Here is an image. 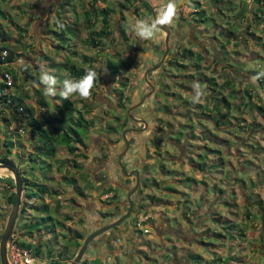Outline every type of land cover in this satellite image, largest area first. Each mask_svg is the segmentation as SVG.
I'll return each instance as SVG.
<instances>
[{
	"label": "rangeland",
	"instance_id": "obj_1",
	"mask_svg": "<svg viewBox=\"0 0 264 264\" xmlns=\"http://www.w3.org/2000/svg\"><path fill=\"white\" fill-rule=\"evenodd\" d=\"M167 2L168 0H135L133 2L131 0H0V10L5 13V16L0 15V48L6 47L7 50H12L15 54L21 53L20 59H24L28 63L27 70L31 75L21 88H12L14 96L20 100L17 99V105H22L24 109L20 121L17 122L12 115L0 118V157L8 154V159H12V163L18 167L21 177H26L38 184H45L50 191L59 192L57 195L44 194L41 200L34 202L36 205L45 203L49 208L45 210L46 212L29 208L28 213L21 219L24 228L29 230L32 216L39 217L46 215L47 212L53 216L51 223L57 220L63 221V225H59L57 222L54 232H52L53 227L49 223L42 224L39 228L30 229L34 232L33 239H36L38 230H42L41 251L35 255V264L48 262L49 249H53L52 257L57 258L58 250L62 249L65 244L64 240L68 242L63 238L64 233L69 234V231L74 234L77 231L83 236L82 239H78L82 242L84 237L95 230L97 226L106 225L125 212L127 207L126 190L131 187L132 179L121 174L117 157L123 147L120 141L122 129L129 125L132 126V121H127L123 126L120 124L124 120L127 108L137 102L146 91H149L144 73L149 67L156 64L165 52L164 30L160 29L152 39L142 40L135 35L131 25L134 23L133 17L149 22L153 21L150 7L155 9L157 16L161 10L157 5L164 6ZM241 5L243 7L244 3H240V0H191V3L185 0L184 3L178 4L177 17L168 26L170 35L167 56L160 68L155 71L156 74L152 71L147 76L148 80L153 83L154 89L147 98L146 104L140 107L135 115L132 114L145 119L146 128L141 135L133 132L126 133L127 139H131L129 153L122 158L126 170L131 167L136 168L135 164H140V176L144 183L150 184L152 181H156L161 184L163 188L160 191L153 187L154 191H152L165 201L166 199L172 201L177 197L182 200L194 198L193 201L186 204L185 202L171 204L174 203L173 201L168 204L158 202L160 205L147 206L146 211L138 212L139 204L146 202L144 194L151 191L149 186L144 188L139 199L136 201L133 199L134 204L130 217L123 221L121 226L119 225V227L124 226L125 231L121 228L110 229V245L107 246L105 241L97 242V245L90 247L88 245L79 264H187L184 262V257L180 256L183 255L184 249H190L189 251L193 254L200 253L205 256L204 261H201L202 264H227L221 260L228 254L242 258L243 264H264V237L260 235L264 232V219L261 220L253 204L247 206L251 212L249 218L241 204V197H247V191H250L246 186H251L253 182L254 194L250 193L249 195L257 198L258 202L264 205V199H260L255 194L260 192L264 196V122L254 128L256 124L251 120L250 111H246L247 106L244 105L241 111L236 108L240 102L248 103L251 98L264 106L263 84L257 81L259 77L264 78V32H260L264 21L262 20L256 29L253 25L251 26L248 31H252V35L247 34V30H243L241 33L243 38L237 36V39H231L228 30L239 33L242 29L239 19L236 18ZM105 7L110 9L108 17L112 32L108 38L101 39L105 42L104 44L91 47L89 37L94 35V31L100 30L102 25L101 9ZM193 7L205 10L207 20L198 22V16L193 14ZM248 7H252V11L249 12V17H252L255 4L249 1ZM89 9L93 13L90 19L94 22L89 25V28H86V11ZM75 21L80 29L72 34L69 32L68 26ZM190 24L192 29L188 28ZM20 27L27 32L19 31ZM20 33L25 37H20ZM258 35H261V38H258ZM227 37L230 40L226 45ZM19 38L21 42H16V39ZM244 38L247 39L244 40ZM211 41L215 42L220 50H223L220 48L221 44L225 43V46L232 51L228 53L229 50L224 48L223 52H220V56L229 59L230 64L241 67L232 69L226 65H224L225 67L218 65L216 71L212 68L209 72L207 67L202 68L203 72L207 71L209 75L215 71L218 83L227 78L233 79L234 95L229 94L227 89H223V93L230 100L231 107L219 109L223 116H217L222 120L216 124L215 137L214 134L212 136L213 125L206 120H201L204 123L205 133H210L206 137L208 146L204 148L207 154L205 161L209 164L208 166L213 164V170L222 172L225 180H218L217 186H214L216 189H214L206 175H197L192 167H187L185 164L180 165L178 168L180 172L174 174L176 179H184L185 175L196 179L204 178L209 183L205 194V191L200 187H197L199 189L195 191L192 181L166 180L169 177L163 176L154 166L158 161L154 147L146 141L147 137H150L155 131L161 133L162 129L163 133H166V131L178 129V124L187 122L182 116L188 107V104L185 106L182 102L187 98L185 96L187 93L183 91L186 88L180 84L183 82V76H180L183 69L177 64L185 62L189 65L190 60L183 59L177 53L187 47L204 57L206 56L204 63L209 67L216 66L212 62L213 60L211 61L213 57ZM59 43L63 45L61 48L57 46ZM201 49L208 50L203 53L200 52ZM171 57L172 63L169 62ZM110 58L125 60L129 69H121V72L116 75L111 74L106 65V60ZM56 63H61L62 66H56ZM72 63L78 66L82 65L86 69H95L98 72L90 97L82 99L78 95H73L69 100H63L59 95L55 98L45 96L43 85H40L38 81L40 67L46 66L52 72L57 73L58 80L62 82L66 76L72 78L69 74V67ZM51 64L53 65L51 66ZM14 68L17 69L18 66L15 65ZM104 68L107 69L106 72L103 71ZM193 74L200 76L198 72ZM239 77L243 79L240 80ZM245 79L246 81H244ZM120 80L126 83L125 87L120 85ZM248 83L251 84V87L248 86ZM59 86L58 84L57 87L59 88ZM36 87L42 89L41 96L49 106L42 107L37 103L39 94L35 92ZM163 89L167 91L165 93L168 95L167 98L161 93ZM245 89H248L251 95L246 93ZM120 91H123L122 97L119 95ZM172 93L181 96L182 101L176 99ZM205 94H214V92L209 91ZM65 101H70V110L67 109ZM119 102L122 103V106ZM164 104L169 106L165 107ZM29 109L34 110V116L39 121H43L45 115H63L65 118L70 115L74 118L81 114L86 120L84 126H77L70 119L63 124V127H67V124L73 126L81 134L83 142L77 143L72 140V144L77 147L74 153H69L63 145L57 146L53 157L46 158L47 166L41 162H31L28 156L32 154L31 151L35 152L36 138L33 139L30 136L26 125L30 116ZM196 110L200 113L198 115L204 111L200 106L196 107ZM131 113H134V109ZM256 114L259 117L260 112L258 111ZM239 117H246L247 121L244 122ZM200 119H202L201 116L196 117L192 122ZM166 122L171 126L166 125ZM57 125L55 124V126ZM139 125H143V123L133 122V126ZM111 126L116 127L117 131L113 132L107 128ZM45 127L51 128L48 124H45ZM201 129L202 127L195 123L194 131L197 135L201 134ZM6 141L12 143L9 153L4 145ZM193 141L201 143L198 138H194ZM141 143H144L143 148L140 147ZM159 146L162 147V150L167 147L174 151L170 144H164L163 141ZM218 149L221 156H218L220 155L217 152ZM82 153H85L86 156H82ZM32 155L35 157L34 154ZM219 157L226 162L225 165H222ZM75 164L77 167L73 166ZM72 178L76 179L77 187L70 182ZM102 180H108L110 184L115 183L114 189L104 193L101 185ZM225 181L230 182L231 185L232 183L239 184V186H227ZM117 182L121 184V187L116 184ZM12 185H14L12 174L4 168L0 171V237L12 206L7 201V195L12 191L15 192V187L12 188ZM167 185L174 186L178 191L185 190L187 193L176 192L177 197H174L169 190L164 188ZM23 187H25L24 184ZM217 187L235 190L236 195L233 194L231 197V194L228 193L230 197L227 198L228 202L232 204L238 203L234 205L237 210L235 221L239 229L236 228V232L233 233L235 238L228 230L219 225L218 221L211 217L201 216L204 214L203 209L208 208L207 206H210L209 209L212 211L219 212L221 216L229 215V206L226 204L225 198L221 197L220 202L214 200L219 190ZM113 191L118 196L109 200ZM196 192H200L201 197ZM142 196L143 198L140 199ZM57 202L60 203L58 213L53 210ZM157 210H160V214L156 213ZM185 211L191 217L190 220L184 218ZM146 216L149 218L145 219ZM18 221L17 219L16 222ZM17 224L15 223L16 227ZM247 225L255 232L253 235L249 234L253 238L247 235L251 229L246 231L243 229V227L247 228ZM145 228L148 229L147 232H144ZM177 229H180V233H187L189 230V233L195 236L196 243H187V241L183 242L176 238L175 235L178 233L175 230ZM240 229L245 231L243 236L239 234ZM20 237L18 234L17 238ZM21 238L33 242L32 239ZM184 239H189V237ZM12 240L13 235L8 244L9 251V246L15 243ZM68 244L69 252L64 258L72 257V252H78L82 245L80 243L76 249L74 242L69 241ZM33 245L35 244L33 243ZM206 247H209L208 250L205 249ZM212 250L218 252L217 259L212 254ZM219 256L221 260L218 259ZM188 259L190 260L188 264H198L200 261L196 256L188 257Z\"/></svg>",
	"mask_w": 264,
	"mask_h": 264
},
{
	"label": "trees",
	"instance_id": "obj_2",
	"mask_svg": "<svg viewBox=\"0 0 264 264\" xmlns=\"http://www.w3.org/2000/svg\"><path fill=\"white\" fill-rule=\"evenodd\" d=\"M131 1L133 2L135 0H131ZM215 1H217V0H215ZM249 1L255 4V8H253L254 10H253V16L252 17H249V12L252 11V7H248ZM240 3H244V5H243V7H242V5H241V7H239L240 10L238 13V17L236 16V18L239 19L240 28H242V29L239 33H237V31L228 30V35L231 39H237V36L242 37L241 33L243 30H245V31L247 30L246 31L247 34L252 35L253 32L248 31L249 29H251V26L253 25L254 28L256 29L257 25L260 24V22L262 20L264 21V0H240ZM193 9H194L193 14L196 17L198 16V19H197L198 22H202V21L207 20L205 10H200L197 7H193ZM247 10H249V11H247ZM109 11H110V9L106 8V7L101 9L102 25H101V28L99 31H94L93 32L94 35L93 36L91 35L89 37V44L91 47L101 46L102 44L105 43L101 39L108 38V36L111 34L112 30L110 28L111 25H110V21H109V17H108ZM0 15L5 16V13L2 10H0ZM86 15H87L86 16L87 22L85 23V27L89 28V25H91L94 22V21H91V19H90V17L93 15V13L89 9L86 11ZM254 23H256V24H254ZM262 26H263L262 29H260L261 33L264 32V24ZM108 28H110V29H108ZM79 29H80V27L76 21L73 22L72 25L68 26V30L72 34H75L76 32H78ZM19 31L27 32L25 29H22L21 27L19 28ZM19 35L22 38L25 37L24 34L20 33ZM229 37H227V39H226L227 40L226 45L230 40ZM258 38H261V35H258ZM246 39L247 38H244V40H246ZM16 42H21V39L20 38L16 39ZM60 42H62V41H60ZM235 43L237 44V42H235ZM57 46L61 48L63 45H61L59 43ZM211 46H212L211 48L213 50V57H212L211 61L213 60L212 62L216 66L209 67V65H206L204 63L206 56L204 57L200 53H196L190 48H187V47L183 48L182 52L177 53V54H180V56L183 59L188 58L190 60L189 65H187V63H185V62H181V63L178 62V64H177L183 69L182 74L180 76L181 77L183 76L182 80L184 83L182 82L180 84H182V86H184L186 88V90H183L184 93H187V94H185V96H187L186 100L182 101L181 96L177 95L176 93H172L176 97V99H179V101L184 102L183 104H185V106H186V104H188V107H186V109H185L186 111L184 113H182V116L185 117L187 122L178 124V127H179V128L177 127L178 129H174L173 131L172 130L166 131V133H163L164 131H162V129L160 130L161 133H159V131L158 132L155 131L154 133H152L150 135V137H147L148 139L146 141V143H149L150 146L154 147L155 156L158 160L154 164V166H156L158 168V170L160 171V173L163 176L165 175V176L169 177V179H166V180L171 181L174 179L178 182L192 181V184H194L193 187H194L195 191H197L199 189L197 187H200L203 191H205V194L207 193L206 188H207L209 183H207V180H205L204 178L196 179L195 177H191L190 175H185V177H184L185 180L184 179H178V178L176 179V177H174L175 176L174 174H175V172H180L178 170V168H180V165L185 164L187 167H192L194 173H197V175H199V174L206 175L207 179H210V182H211L213 187L217 186L218 180H220V181L225 180L222 172H219V170H216V171L213 170V168H214L213 164L208 166L209 164H207V161H205V159L207 158V154H206L204 148H206V146H208V143H206V137L210 133L209 132L205 133V130L203 129L204 123L201 120H206L207 122H210L213 125L214 132L212 133V136L214 134V137H215L216 124H218L219 120H222L221 117H217V116L218 115L223 116L219 109L221 107H224V108H230L231 107L230 100L223 93V89L224 88L227 89V91H229V94H232V95H234L233 93H235V91H234L235 89L232 87V82H233L232 78L224 79L221 83H218V80H217L214 72L216 71V68L218 65H221L222 67H225L224 65H226L228 68H232V69L241 68V67L234 66V65L230 64L231 62L229 61V59L225 58L224 56L223 57L220 56V52H223L224 48H227L225 46V43H224V45L221 44V46H220V48L223 50H220L219 46L213 41H211ZM4 49L7 50L6 47L0 48V55ZM229 49L230 48H227V50H229ZM207 50L208 49H205V50L201 49L200 52L206 53ZM231 51L229 50L228 53ZM7 52H8V55L5 57V60L7 62H10V63L13 60H15V58H14L15 56H21V53L15 54L12 50H7ZM174 58H176V57H174ZM46 59L49 60L47 57H46ZM84 60L87 61V59H84ZM171 60H172V57L169 60L170 63H172ZM23 61H24V59H23ZM0 62H4V61H2V59L0 58ZM24 62L25 63H24L23 68L18 66L17 69H13V67L10 65H7L4 67L5 69H8L11 71L13 78L15 80V83L18 82L17 84H15L16 88H21V86L24 84V82L31 76L27 70L28 69V65H27L28 63L26 61H24ZM52 65L53 64H51V66ZM106 65H107V68L109 69L110 73L115 74V75L119 74L121 72L120 71L121 69H129L126 61L121 60L119 58L107 59ZM56 66L60 67V66H62V64L56 63ZM35 67L37 68L36 65H35ZM59 67H57V69H59ZM205 67L208 68L207 69L208 72L212 68L215 71L211 72L212 74L209 75L207 73V71H206V73L203 72L202 68H205ZM86 70H88V69H86L82 65L78 66L75 63H72L69 67V74L72 77L71 79L82 78L84 76ZM194 72H198L200 74V76L199 77L194 76V74H193ZM153 73L156 74L155 71ZM54 74L57 76V73H54ZM178 76H176V77H178ZM239 79L242 80L243 78L239 77ZM244 81H246V79ZM257 81H259L261 84H263L262 88L264 89V78L259 77V78H257ZM119 82H120V85L122 87L126 86V83L123 80H120ZM195 82H199L204 87L205 92L213 91L214 94H205L201 97V102L194 103L193 97L195 95V91L193 88V84ZM248 84H249L248 86L251 87V84L250 83H248ZM120 90H122V89H120ZM245 90H246V93L251 95V93L249 92L248 89H245ZM35 92L37 94H39L38 98L36 100L37 103L42 107L49 106L48 102L41 96L42 89L39 87H36ZM166 92L167 91H165L164 89L161 92L165 96V98H167V96H168V95H165ZM122 94H123V91L122 92L120 91L119 95L121 97L123 96ZM15 98H16V100L17 99L19 100L18 97H15ZM64 103H65L67 109L70 110L71 109V107L69 106L71 104L70 101H65ZM119 104H121L120 106H122V103L119 102ZM183 104H182V106H183ZM194 104L196 105V107L200 106L204 110L201 113V115H198L200 113H198ZM244 105H246L248 108V109H246V111L247 112L250 111V113L252 114L251 120L253 121L254 124H256V126H254V128L260 126L261 125L260 123L264 122V106L257 103L256 100L253 101V99L251 98L248 103L240 102L236 108L241 111L242 107ZM164 106L167 107L169 105L164 104ZM139 108L134 109V113H131V114L135 115L136 112L139 110ZM258 111L260 112L259 117L256 114ZM29 114H30V116L27 119L26 125H27L28 131L30 133V136L33 139L36 138L35 139L36 143L34 145L35 152L34 151L30 152V153L34 154L35 157H33L32 154H30L28 156V158H29V160H31V162H35V163L41 162V164H46V158L53 157V155L56 152L57 146L63 145L67 148L69 153H74L77 150V147L72 144V140H75L77 143L83 142L82 138L80 137L81 134L78 131H76L73 126L67 124V127H63V124H65L66 121L68 122V120H70V119L77 126H84V124L86 123V120L83 118V116L81 114L74 117V118L71 117L70 115L67 118H65L63 115H61V116L45 115L43 121H39L34 116V110L29 109ZM199 116H201L202 119H200L198 121L196 120L195 122H192V120H194V118L199 117ZM241 118H242V121H244V122L247 121L246 117H241ZM127 121H129V118H128L127 114L125 113L124 120L121 121L120 125H122V126L125 125ZM195 123H198L199 126L202 127V129L200 130V133H201L200 135H197L194 131L195 130ZM45 124L50 125L51 128L45 127ZM55 124H58V125L55 126ZM131 125L133 126V121H132ZM166 125L171 126L170 123H168V122H166ZM107 128L111 129L113 132L117 131L116 127L111 126L110 128L109 127H107ZM194 138L200 139L201 143H194V141H193ZM128 140H129V143L131 144V139H128ZM120 141L123 144L122 137H121ZM162 141L164 142V144L165 143L170 144V146L174 148V151H172L170 148H167V147L164 150H162L161 149L162 147L159 146L162 143ZM8 142L6 141V143L4 145L6 146V148H7L6 150L9 153L10 152L9 148L12 145V143H11V141L9 143ZM143 144L141 143V145H140L141 148H143ZM218 147H220V145H218ZM217 152L220 154L219 149ZM128 153H129V151L126 154H128ZM81 155L86 156L85 153H82ZM218 156H221V154ZM150 158H152V157H150ZM218 159H221V158L219 157ZM0 161H6V162L12 163V159H8V154L2 155L0 157ZM221 163H222V165H225L226 162L221 159ZM46 166H47V164H46ZM73 166L77 167V164H75ZM135 166L137 168H139V173H140L141 172L140 164H135ZM140 175H141V173H140ZM235 178H236V176L234 174V179ZM22 179H23V184L25 185V187H23L24 192L22 193V205L20 207L19 214L17 217V219L19 221L16 222V224L18 223L17 227L14 226L16 228L13 232V241L16 243L17 246H19L21 248L30 249L32 251L33 255L35 256V255H38L41 251V240L40 239H42V237H41L42 230L39 229L36 239H33L34 238V232L30 231V229L39 228L40 225H42V224L47 225L49 223L53 227L52 232H54L55 226L57 225V222L59 223V225L60 224L63 225V221L57 220V221H54L53 223H51L50 221L53 220V216L47 212L46 215H42L39 217L32 216V218L30 219V223H29V230H27L24 228V225L22 224L21 219L24 218V215L28 213L27 210L29 208H33L36 211L44 210V212H46L45 210H47L49 208L48 205H46L45 203H43L42 205H36L34 202L36 200H41L43 198L44 194H48V195L49 194H56L57 195V194H59V192L58 191H50V190H48L47 185L38 184V183H35L34 181L32 182L30 179H28L26 177H22ZM141 179H142V183H143V188H147L149 186L151 191L153 190L152 187L155 188V190L157 189L158 191H160V189L163 188L161 186V184H159L156 181H152L150 184H146V183H144L142 177H141ZM236 180H238V179H236ZM70 182H72V184H75L74 186L77 187L75 178L70 179ZM225 182H226L227 186L231 185L230 182H227V181H225ZM263 182H264V180H263ZM114 184H109L108 188L103 189L104 193H108V192L112 191L114 189V187H113ZM233 185L239 186V184H236V183L235 184L232 183L231 186L233 187ZM251 186H249V185L246 186L247 190L249 189L251 192L247 191L248 192L247 197H244V196L241 197V200H242L241 204L245 210L246 216H249V218L251 216V212L249 210V207H247V206H250L251 204L255 205V207H254L255 211L257 213H259L261 220H263L264 219V205L259 203L257 198H255V197L253 198V197H251V195H249L250 193L254 194L253 193V186H254L253 182H252ZM13 187H14V185H12V188ZM189 187H187V188L189 189ZM164 188L166 190H169V192L172 193V195L174 197H177L176 192H180V193L182 192L184 194L187 193L185 190L184 191H178V189H176L172 185H167ZM217 188L219 190L217 191L214 200L217 202H220V200L222 199L221 197L225 198L226 204L229 206V208H228L229 215L227 217L221 216V214L219 212H217L215 210L212 211V209H209L210 206H207L208 208L203 209L204 214H202L201 216H206V218L211 217L214 220L218 221L219 225L223 226L234 237L233 233L236 232L235 229L238 226L237 222L235 221L236 216H237V210L234 208V205L238 204V203L235 202L232 204V203L228 202L227 198L230 197L229 194H231V197L233 196V194L236 195L235 190H233V189L232 190L221 189L219 187H217ZM214 189H216V188L214 187ZM76 190H77V188H76ZM141 191H142V189H140L139 194L136 196L142 195L143 192H141ZM151 191L144 194V199L146 200V202L139 204V208L137 209L138 212H140V210L147 209L146 208L147 206H151V205L152 206H158V205H160L161 202H166L165 204H168L169 202L173 201L174 203H171V204H179L180 202H185V204H186L190 201H193V199H194V198H191L188 200H182V199H179L177 197V199H174L172 201H170L171 199H166V201H165V199L156 195L153 192L154 190L152 192ZM14 193L15 192L12 191L7 195V201L9 204L13 203ZM198 193L196 192V194H198V196L201 197V193L200 192H198ZM255 194H257L260 199H264V196L261 195L260 192H256ZM263 194H264V192H263ZM117 196H118V194L115 191H113V195L111 196V198L109 200H111L112 198H116ZM135 198H137V197H135ZM141 198H143V196L140 197V199ZM137 199H139V197ZM158 202H160V203H158ZM126 204H127V201H126ZM59 208H60V203L57 202V204L55 205V207L53 209L54 212L58 213ZM197 212H198V210L196 211V213ZM156 213L160 214V210H157ZM108 214H110V213L108 212ZM184 214H185L184 218L190 220L191 217L189 215H187L186 211L184 212ZM148 218L149 217H147L146 219H148ZM135 220H137V218H135ZM143 222H145V221H143ZM241 222L244 223V221H241ZM263 227H264V224H263ZM116 228H118V229L121 228V230H123V231H125V229H126L124 226L123 227L117 226ZM170 228H172V227H170ZM190 229H192V228H190ZM243 229L245 231L248 229H251V230H249V233L247 234L248 237H251L250 235H253L255 233L251 227L249 228L248 225H247V228L243 227ZM179 230L180 229L175 230V232L178 233L177 235H175L176 238L182 240L183 242L187 241V243H196L195 236L191 235L189 233L190 232L189 230L187 233H180L181 231H179ZM203 230H205V229H203ZM245 231L240 229L239 234L241 236H243L245 234ZM18 234L21 237H25L29 240L32 239L33 242L32 241H26L25 239H23L21 237L17 238ZM260 235L264 237V232L260 233ZM82 237L83 236L81 233H77V240L73 237L72 234L69 235V234L64 233V235H63V238L67 239L68 242L69 241L74 242V246L76 247V249L80 246V243H82V242H80V240H78V239H82ZM185 237H189V239H184ZM56 238H57V235H56ZM251 238H253V237H251ZM68 242L64 240L65 244H63L62 249L58 250L57 258L52 257L53 256L52 255L53 249L48 250V263L49 264H61L60 259H63L67 255V253L69 252ZM33 243L35 245H33ZM182 248H183V246H182ZM208 248L206 247L205 249L208 250ZM184 250L185 251L183 252V255H180V256L182 258L184 257V259H185L184 262L185 263L187 262V264L190 261L188 259V257H191V258L193 256L198 257L200 260L199 263L197 262L198 264H202L201 261L202 260L204 261V259H205V256H203L200 253L193 254V252L189 251L190 249H188V250L184 249ZM75 252H72V256L75 254ZM217 253H218L217 251L212 250V254L215 255V259H217V257H218ZM201 255H202V257H201ZM218 259L221 260L220 256ZM221 261H223L227 264H234V262H236V264H243L244 263V260L242 258L236 257V256H234V254L233 255L232 254L225 255Z\"/></svg>",
	"mask_w": 264,
	"mask_h": 264
},
{
	"label": "water",
	"instance_id": "obj_3",
	"mask_svg": "<svg viewBox=\"0 0 264 264\" xmlns=\"http://www.w3.org/2000/svg\"><path fill=\"white\" fill-rule=\"evenodd\" d=\"M164 6H160V5L158 6L157 5V7L159 9H161ZM152 17H153V20L156 18L155 9H153V8H152ZM161 28L166 33V35H165V52H164L163 56L161 57V59L156 64H154L153 66L149 67L144 73L145 81L150 86V90L147 91V93H145L138 102H136L135 104H133L127 108V114L129 116V118L134 120V121L143 122L144 126L138 127V128L137 127L125 128L122 131V138H123L125 145H124V148L122 149V151L118 154V158H117L118 164H119L122 172L125 173L126 175H131L133 172L136 173L135 186L133 188H131L127 192V195H126V200L128 202L127 209L125 210V212H123L115 220L111 221L110 223H108L106 225H103V226L96 228L94 231H92L90 234H88L86 237H84L80 249L75 254L74 258L72 259V261L69 264H79L80 259L82 258V256L84 255V253L88 247V244L91 242V240L93 238L102 234L105 231H108L114 227L119 226L123 221H125L130 216V214L132 212L134 201H133L131 196H132V194H134L136 192V190L139 186V178L140 177H139L137 169L127 172L126 167L123 163L122 157L129 147V141L126 137V133L130 132V131L141 132L146 128L145 120L141 119V118L134 117L131 114V111L133 109L139 107L141 104H143L147 100V98L151 95V93L154 89V85L151 83V81L148 80V78H147L148 73L158 70L160 68L161 64L163 63L165 57L167 56V53L169 50L168 39H169L170 30H169V28L164 27V26ZM0 168H6L8 171L11 172L13 182H14V187H15L14 200H13L8 218L6 220V224H5L3 233L0 237V264H10V262L8 260V244L11 240L12 235H13L14 226H15V223H16V220L18 217L20 206L22 204L23 179L21 177V174L19 172L18 167L14 163L6 162V161H0Z\"/></svg>",
	"mask_w": 264,
	"mask_h": 264
},
{
	"label": "clouds",
	"instance_id": "obj_4",
	"mask_svg": "<svg viewBox=\"0 0 264 264\" xmlns=\"http://www.w3.org/2000/svg\"><path fill=\"white\" fill-rule=\"evenodd\" d=\"M184 2L185 0H168L167 4L161 8L159 14L151 22L133 17L134 23L131 25L133 32L142 40L152 39L161 26H170L174 22L177 17L178 4ZM187 2L191 3V0H187ZM24 63L23 59L15 61V64L21 68L24 67ZM103 71L106 72L107 69L104 68ZM97 76L98 72L95 69H88L80 79H71L66 76L60 82L54 72L46 66L42 65L39 69V83L43 85V94L52 98L59 95L63 100H69L73 95H78L82 99H88ZM58 84L60 85L59 88L57 87ZM193 88L195 91L193 102L199 103L201 102V97L204 95V87L199 82H195Z\"/></svg>",
	"mask_w": 264,
	"mask_h": 264
},
{
	"label": "built area",
	"instance_id": "obj_5",
	"mask_svg": "<svg viewBox=\"0 0 264 264\" xmlns=\"http://www.w3.org/2000/svg\"><path fill=\"white\" fill-rule=\"evenodd\" d=\"M8 55L7 50L1 52L0 58L4 62H0V118H4L7 115H12L17 122L20 121L21 116H23V106L17 105V100L12 92V88H16L15 80L10 70L5 69L7 65L15 67V61L21 60L20 56H17L15 60L11 63L5 60V57ZM18 58V59H17ZM15 69V68H14ZM147 216L145 217V219ZM148 229H144V232H147ZM13 242V240H12ZM10 251L8 250V260L10 264H35L36 257L33 255L32 251L27 248H21L15 243L9 246Z\"/></svg>",
	"mask_w": 264,
	"mask_h": 264
},
{
	"label": "flooded vegetation",
	"instance_id": "obj_6",
	"mask_svg": "<svg viewBox=\"0 0 264 264\" xmlns=\"http://www.w3.org/2000/svg\"><path fill=\"white\" fill-rule=\"evenodd\" d=\"M150 13H151V15H152V7H150ZM153 20V19H152ZM193 25V24H192ZM161 27H163V26H161ZM160 27V29L161 30H163L162 28ZM164 27H167V28H169L168 26H164ZM192 26H191V24L190 25H188V28L189 29H192L191 28ZM169 30H170V28H169ZM165 35H166V33H165ZM169 35H170V33H169ZM153 84V83H152ZM149 86V85H148ZM149 90H150V86H149ZM146 93H147V91H146ZM143 96V95H142ZM141 96V97H142ZM141 97H140V99H141ZM139 99V100H140ZM138 100V101H139ZM137 101V102H138ZM136 103V102H135ZM134 103V104H135ZM146 104V101L143 103V104H141L139 107H142L143 105H145ZM139 107H137V108H139ZM137 108H135V109H137ZM126 114H127V110H126ZM128 115V114H127ZM129 117V116H128ZM135 117V116H134ZM138 118V117H137ZM141 119H143V118H141ZM145 120V119H144ZM129 121H133L134 123H143V122H138V121H134V120H132V119H130L129 118ZM145 122H146V120H145ZM144 126V123H143V125H139V126H128L127 128H132V127H143ZM122 130H124V129H122ZM145 130V129H144ZM144 130L143 131H141V132H133V133H137L138 135H141V134H143V132H144ZM130 132H132V131H130ZM121 137H122V135H121ZM123 139V138H122ZM124 145H125V143H124V141H123V147H122V149L124 148ZM129 145H130V143H129ZM129 148V147H128ZM128 152V149H127V151L125 152V154ZM124 154V155H125ZM123 155V156H124ZM118 158V157H117ZM123 158V157H122ZM123 160V159H122ZM118 161V160H117ZM124 163V162H123ZM117 164H118V162H117ZM119 165V164H118ZM119 169H120V172L122 171L121 170V168H120V166H119ZM138 170V174H139V177H140V173H139V168H135V167H131V168H129L128 170H127V172H129V171H131V170ZM121 174L122 175H125V176H128L127 178L129 179H132V185H131V187L130 188H128L127 190H126V195H127V192L131 189V188H133L134 186H135V183H136V173L135 172H133L131 175H126L125 173H123V172H121ZM109 181L108 180H102V182H101V185H102V190L103 189H105V188H108V186H109ZM111 184H114V183H111ZM118 186H120L121 184L119 183V182H117L116 183ZM121 187V186H120ZM140 189H142V191L141 192H143V190H144V188H143V183H142V179H141V177L139 178V186H138V188H137V190H136V192L134 193V194H132V199H134L135 201H136V199L139 197V196H136V195H138L139 194V192H140ZM143 194V193H142ZM113 195V193L111 194V196ZM135 197H137V198H135ZM127 201V200H126ZM76 206H77V203H76ZM127 206H128V202H127ZM126 209H127V207H126ZM125 209V210H126ZM132 214V213H131ZM130 214V215H131ZM98 227H100V226H97V228ZM116 230H118L116 227H114ZM92 231H94V230H92ZM91 231V232H92ZM110 230H108V231H105V232H103L102 234H100V235H98V236H96L95 238H93L92 240H91V242L88 244L89 245V247L91 246V245H97V242L98 243H101V242H103V241H105V243H107V246L108 245H110V243H109V237H110V232H109ZM90 232V233H91ZM68 233H69V235H71L72 233H70L69 231H68ZM89 233V234H90ZM73 235V237L77 240V231H75V233L74 234H72ZM77 253V252H76ZM74 256H75V254L72 256V257H68V258H63V259H60V262H61V264H69L71 261H72V259L74 258ZM48 263V262H47ZM46 263V264H47Z\"/></svg>",
	"mask_w": 264,
	"mask_h": 264
},
{
	"label": "bare ground",
	"instance_id": "obj_7",
	"mask_svg": "<svg viewBox=\"0 0 264 264\" xmlns=\"http://www.w3.org/2000/svg\"><path fill=\"white\" fill-rule=\"evenodd\" d=\"M4 168H0V171H2Z\"/></svg>",
	"mask_w": 264,
	"mask_h": 264
}]
</instances>
